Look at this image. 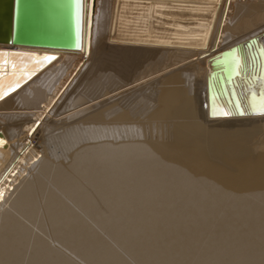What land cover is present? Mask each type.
I'll return each mask as SVG.
<instances>
[{"label": "bare ground", "instance_id": "bare-ground-1", "mask_svg": "<svg viewBox=\"0 0 264 264\" xmlns=\"http://www.w3.org/2000/svg\"><path fill=\"white\" fill-rule=\"evenodd\" d=\"M177 1L71 0L76 49L0 101V264H264V114L207 82L264 0Z\"/></svg>", "mask_w": 264, "mask_h": 264}, {"label": "water", "instance_id": "water-1", "mask_svg": "<svg viewBox=\"0 0 264 264\" xmlns=\"http://www.w3.org/2000/svg\"><path fill=\"white\" fill-rule=\"evenodd\" d=\"M70 1L8 0L7 9L3 13L7 24L6 29H4L5 39H3L7 40L9 46L0 48V52L18 55L0 57V60L7 61L0 68V92H7V94L0 96V101L19 91L21 86L50 65L59 55L54 52H41L40 49H76L70 45L73 37L76 36L75 24L71 22L72 6ZM129 1L141 4L160 2L186 6L195 4L177 0ZM80 31L81 23H79V34ZM2 33L0 31V36ZM262 49H264V33L211 58L213 71L210 72L207 79L208 114L210 118L222 116L213 114L214 108L217 107H227L232 114H244L245 106L242 101L244 97L246 100L247 98L251 100L255 94L256 102L259 101L262 93H264V70L261 67L260 57V50ZM233 52L238 53L241 59L239 75H235L233 72ZM45 56H51L53 59L44 61ZM10 87L11 91L8 90ZM242 92L245 95L242 96ZM237 103L239 110L236 108Z\"/></svg>", "mask_w": 264, "mask_h": 264}, {"label": "snow or ice", "instance_id": "snow-or-ice-1", "mask_svg": "<svg viewBox=\"0 0 264 264\" xmlns=\"http://www.w3.org/2000/svg\"><path fill=\"white\" fill-rule=\"evenodd\" d=\"M12 55H18L16 53H7V52H0V57H7V56H12ZM260 57H261V67L262 70H264V49L260 50ZM53 59V57L51 56H45L43 58L44 61H48ZM7 63V61L5 60H0V68L3 67V65ZM232 63L234 65L233 67V72L235 75H239V68H240V64H241V59L238 53L233 52L232 53ZM18 86V85H17ZM9 91H11V87L8 89ZM7 92H0V96L2 95H6ZM253 104H252V109L254 111V113H259V114H264V93H262L259 102H256V96L255 94H253ZM236 108L237 110H239V104H236ZM214 115H222V116H229L231 115V111H227L224 108H214L213 111ZM243 114V113H241ZM0 143H2V141H0Z\"/></svg>", "mask_w": 264, "mask_h": 264}, {"label": "rangeland", "instance_id": "rangeland-1", "mask_svg": "<svg viewBox=\"0 0 264 264\" xmlns=\"http://www.w3.org/2000/svg\"><path fill=\"white\" fill-rule=\"evenodd\" d=\"M250 1L251 0H245V2L248 3V4H251ZM252 2H254V1H252ZM237 3H239V2H237ZM251 15H249L250 17L247 16L246 18H245V16H242L241 17V19L246 20L245 25H244V28L241 29V32H240L241 34H245V33H250V32L256 31V29L264 26V16H263L264 15V12H263V10H256V12L253 13V14H251ZM110 48L108 47V49H107L108 53L111 52L110 51ZM111 50H114V49L111 48ZM261 129L262 128H260L259 131L257 132L256 136L254 137L255 139L253 138L251 140L250 145H251V147L253 149L259 148V146H260L259 144H261V142L264 141V128H263V130H261ZM32 141H33L32 143L36 147L37 146L40 147L41 143L38 142V140L37 141L36 140H32ZM252 141H254V143H252ZM260 151L261 152H264V147H263V150H260Z\"/></svg>", "mask_w": 264, "mask_h": 264}]
</instances>
